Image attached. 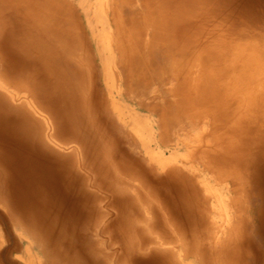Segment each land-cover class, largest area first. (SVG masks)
<instances>
[{"label": "rangeland", "instance_id": "1", "mask_svg": "<svg viewBox=\"0 0 264 264\" xmlns=\"http://www.w3.org/2000/svg\"><path fill=\"white\" fill-rule=\"evenodd\" d=\"M160 3L169 20L166 33L168 38H171V42L166 44L172 52L188 56L193 49L202 44L212 60L219 47L226 49L224 56L229 53V57V48L248 45L257 47L264 57V0H160ZM19 16L20 12L10 5L0 7V18L3 19L6 28L4 33L6 36L0 37L1 60L4 63V69L16 74L25 73L31 78L33 91L40 104V114H37L39 120L34 121L32 127L27 124L26 119L22 120L19 114L0 112V166L5 164L2 171L7 181L4 188L0 186V193H5L4 198L8 202L6 208L0 204L1 262L5 264H67L68 259L73 258L76 264H120L119 260L129 252L125 254L127 251L124 241L121 238L118 239L119 234L113 224L119 220L123 221V225L129 223L133 227L130 238L137 250L133 252L136 259H132L130 264H152L145 259L149 252L162 259L164 250L173 245L165 244L164 231L169 215L165 201L153 199L149 181L166 179L167 175L164 174L165 172H155V165L148 164L140 141L135 137L132 140L126 134L127 138L117 134L119 142L117 145L111 144L112 158L118 167L119 176H108L106 181L105 174L103 177L95 169L91 170L84 166L86 162L91 168L90 163L95 162L91 149L88 147V152L82 146L83 144L79 147L69 138L76 137L81 129L94 133L90 125L92 121L84 111L75 114L71 107L73 102L65 99L63 90L54 87V85L57 86V80L47 78L43 64H39L40 66L35 64L32 59L31 44L25 45L24 53L21 52V48L19 49L21 55H13V49L7 43L6 37L15 34L18 36L15 41L19 39L22 42L27 38L32 40L31 34L28 35L27 30L21 29L16 21ZM37 36L41 38L42 47H53L50 39L43 38L44 35L41 33ZM56 51L62 54L59 48ZM161 54H163L162 51ZM260 63L264 65V60ZM218 65L220 67V64ZM166 78L168 77H165L163 82L155 81L149 86L135 87L133 94L136 96L134 95L135 98L133 97L129 103L138 115L148 122L143 126L144 137L146 140L150 139L152 143L145 144L155 159L160 157L158 154L162 151V158L166 157L165 159L171 163L184 164L186 161L189 163L182 147L184 145L178 138L194 144L195 139L203 136L202 128H195L192 132L187 128L188 119L172 106L175 98L170 92L176 82L171 79L168 83L169 80L167 81ZM121 83L119 88L127 87L126 84L123 85V80ZM153 90H156L155 96L150 94ZM3 92L4 90L0 89V94ZM163 99L170 109L166 114L167 117L177 119L173 125L167 126V122L163 125V122L159 121L161 113L158 110L153 113L145 110L146 107L141 108L136 102L161 108ZM92 106L95 110L94 127L102 138L103 133L104 136L108 134L106 130L103 131L106 129L105 119L98 111V105L94 100ZM70 111L73 113L68 118L66 115ZM189 111L193 114L199 112L197 108L188 109L185 114L188 115ZM204 125L207 126V124ZM183 126L190 132H186ZM74 128L76 133L73 132ZM127 133L133 137V132H131L132 135L130 132ZM186 133L185 137L183 134ZM98 135L96 138L100 141ZM246 159L245 172L242 171L245 174L244 181L239 180L238 184L239 192H233L232 185L225 177L214 178L210 172L202 170L203 166L197 159H190L191 164L200 169L199 173L203 178L201 180L203 184L200 182L195 187L200 191V196L194 194V197L189 200L193 206L190 204L189 210L192 217L187 214L185 220L186 237H182L175 231L171 232L176 233L174 238L177 236L185 240L187 244L183 245V248L185 250L187 247L191 254L179 250L180 246L173 245L174 251L171 252L176 254L174 257L170 256L171 264L181 260L179 259L181 253L183 257L181 261L185 264H213L214 262H216L214 264H264V139L251 146ZM135 161H138L137 163L145 169V173L140 175L142 177L136 175ZM176 165L180 164L176 163ZM73 166L79 167L80 172L77 169L70 171V167ZM96 166L99 167V164ZM115 177H121L123 180L130 179L138 186L140 184L141 188L136 194L139 196L138 201H136L135 193L126 192L127 196H121L126 197L124 203L120 206L115 203L116 195L120 193L112 191L111 180ZM97 179L104 180L106 185L102 186ZM173 187L174 185H171V188ZM203 188H208L209 195H202ZM174 189H177V186ZM170 193L169 190L161 189L160 196L164 195L168 198ZM7 211H10L11 216L7 215ZM225 213L231 217L229 223L233 234L230 235V240L220 236L216 226L221 214L225 216ZM104 215L105 218L102 217ZM191 219L197 221L195 226ZM104 221L106 226L103 232L104 227L101 224ZM212 221L216 222L212 224L210 223ZM58 231L62 237L57 234ZM36 233L44 243L55 242L54 246L59 245L58 254L51 250L56 249L55 247H48L43 243L42 248L41 241L33 239ZM216 236L223 238L220 240L222 242L220 245L224 246V249L213 241ZM61 238H64L65 244L61 242ZM29 246L32 250H27ZM172 247L167 249L169 254ZM186 256L188 259L185 260Z\"/></svg>", "mask_w": 264, "mask_h": 264}, {"label": "bare ground", "instance_id": "2", "mask_svg": "<svg viewBox=\"0 0 264 264\" xmlns=\"http://www.w3.org/2000/svg\"><path fill=\"white\" fill-rule=\"evenodd\" d=\"M5 5H10L20 12L16 21L21 29L27 30L28 35L31 34L32 38V40L27 38L21 42L19 39L15 41V38L18 37L15 34L6 37L7 43L13 49V55H21V52L24 53L23 49L26 50L25 45L31 44L33 48L32 59H34L35 64H43L47 78L57 80L58 87L56 85L54 87L63 90L65 99L73 102L71 107L74 113L80 114L81 111H84L92 121L90 125L94 133L91 131L88 133L87 130L81 129L76 137L69 138L70 141L72 140L71 142H76L79 147L83 144L82 146L88 152V147L91 149L90 152L95 162L90 163L91 168L86 162L84 166L91 170L95 169L103 177L105 174L104 179L106 181L108 176H119L118 167L112 158L111 144L117 145L119 142L117 134L127 138L126 134L132 140L134 137L137 138L140 141L144 156L147 157L148 164L155 165V172H165L164 174L167 175L166 179L152 180L151 182L148 180L149 185H151V193L153 191V199L163 200L166 203L169 216L166 219L167 224L164 231L165 244H173L174 247H176L175 245L180 246L179 250L189 254L190 251L187 247L185 250L183 248V245L186 246L187 244L185 240L177 236L174 238V233L186 237L187 224L185 220L187 214L191 216L189 210L193 206L189 200L194 197V194L200 196V191L195 187L200 182L203 184L201 181L203 178L199 173L200 169L193 166L190 159H197L199 164L203 166L202 170H207L214 178L225 177L232 185L233 192L240 191L238 184L239 180L242 181L243 179L244 181L245 174L242 171L245 172L246 158L250 153V148L257 141L264 139V65L260 63L264 60L263 54L257 47L248 45H237L234 48H229V57V53L224 56L227 50L219 47L217 50L215 49L216 55L212 60L202 44L193 49L188 56L172 52L166 44L171 42V38L169 39L166 33L169 20L165 11L162 10L160 0H0V7ZM5 31L4 21L0 18V37L6 36L4 35ZM39 33L44 35L43 38L50 39L54 48L42 47L41 38L37 36ZM15 46L17 48L19 46V48L16 49ZM58 48L62 52L61 55L56 51ZM1 58L0 51V89L4 90L0 94V112L19 114L22 120L26 119L27 124L33 127V122L39 120L37 114H40V104L37 102L38 97L33 91V82L25 73L16 74L6 68L4 69ZM165 77H168L166 78L167 81L169 80L168 83L171 79L176 82V84L174 83L175 87L170 92L175 98L172 106L179 114H183L188 119L187 128L191 132L195 128H202L201 134L203 136L195 139L194 144L178 138L184 145L182 147H184L189 163L187 161L184 164L180 162L171 163L165 159V156L162 158V151L158 154L160 157L155 159L145 144L150 145L152 143L150 139L146 140L144 137L143 126L148 122L141 118L129 103L133 100L134 95L136 96L133 94L135 87L149 86L151 82L154 83L155 81L163 82ZM122 80L123 85L126 84L125 86H127L123 89L119 88ZM153 91L150 94L155 96L156 90ZM93 100L97 103L98 111L103 115L106 123V129L103 131L106 130L108 134L104 136L103 133L102 138L97 134L99 132L94 127ZM136 102L141 108L146 107L145 110L153 113L158 110L161 113L159 121H162L163 125L166 122L167 126L173 125L177 121V119L167 117L166 114L170 109L164 99L161 108ZM196 108L199 110L198 113L193 114L189 111L188 115L185 114L188 109ZM73 111L68 112L66 116L70 118ZM201 122L203 126L200 125ZM187 128L183 126L184 130ZM73 132L76 133L75 128ZM127 132H133V135L131 133L133 137ZM96 134L100 137V141H97ZM183 135L186 137L187 133ZM137 162L135 161L136 175L142 177L140 175L145 173V169ZM176 163L180 165H176ZM96 164H99V167ZM3 165L0 166V182H2L0 186L4 188L7 181L2 171ZM75 169L80 172L79 167H70V171ZM111 181L113 184L112 191L120 192L115 199L118 206L126 200V197H121L127 196L125 195L126 192L136 195L141 188L140 184L138 186L130 179L123 180L121 177H115ZM98 182L102 186L106 185L102 179H99ZM171 185L174 187L171 188ZM175 186L177 189H174ZM161 189L171 192L168 198L164 195L160 196ZM201 192L203 196L210 193L208 188H203ZM0 194L2 195H0V204L2 207H8L7 199L4 198L5 193ZM138 199L139 196L136 195V201ZM228 199L227 201H229ZM149 201L151 200L149 199ZM226 208L228 209V207ZM7 215L11 216L10 211H7ZM102 217L105 218V215ZM230 219L231 217L225 213V216L221 214L220 221H215L220 236L226 237L227 240H230V235L233 234L229 223ZM190 221L194 222V226L197 224L195 220L191 219ZM104 223L105 221L101 224L104 227L103 232L106 226ZM113 224L117 228L118 239L121 238L124 241L127 251L125 254L129 252L128 255L119 260L120 264H130L132 259H136L133 252L137 250L130 238L133 227L129 223L123 225L121 220ZM161 231L163 232L162 228ZM147 232L146 234H148ZM57 234L62 237L60 231ZM35 235L33 239H38L40 242L39 234L36 233ZM221 239L223 238L216 236L213 241L220 245ZM61 242L65 244L64 238H61ZM43 243V241L40 242L41 247ZM44 244L48 247H55L56 249L51 250L58 254L60 247L59 245L54 246L55 242ZM220 246L221 249H224V246ZM171 247L164 250L162 259L156 254H150L151 252L147 254L145 259L152 264H171V257L176 254L171 252L174 251L173 247L170 254L167 252V249H171ZM29 249H31L30 246L27 247V250ZM181 254H179V259L182 260ZM187 257L185 260L188 259ZM68 260L69 263L67 264H76L75 259L70 258ZM181 260L173 261V264H185ZM0 264L5 263L0 260Z\"/></svg>", "mask_w": 264, "mask_h": 264}]
</instances>
